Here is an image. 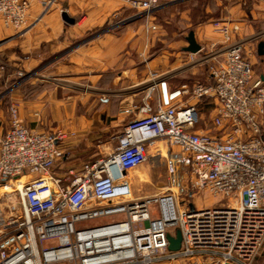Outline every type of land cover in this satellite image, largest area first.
I'll list each match as a JSON object with an SVG mask.
<instances>
[{
	"label": "built area",
	"instance_id": "2783aa9c",
	"mask_svg": "<svg viewBox=\"0 0 264 264\" xmlns=\"http://www.w3.org/2000/svg\"><path fill=\"white\" fill-rule=\"evenodd\" d=\"M122 1L156 28L148 20L159 0ZM29 6L0 0L4 25L25 27ZM215 29L221 46H200L182 66L205 63L207 80L171 87V75L150 71L136 85L138 98L122 108L129 119L114 149L79 169L53 171L75 131L28 128L10 106V126L0 133V182L21 181L14 188L21 214L0 223V264H253L264 243V80L255 77L252 51L233 37L239 25L217 22ZM207 97L214 134L197 128L198 103ZM153 158L166 166V185L135 195L128 174ZM198 191L222 201L181 207L182 196ZM177 230L180 247L170 250Z\"/></svg>",
	"mask_w": 264,
	"mask_h": 264
},
{
	"label": "crops",
	"instance_id": "0c3cea01",
	"mask_svg": "<svg viewBox=\"0 0 264 264\" xmlns=\"http://www.w3.org/2000/svg\"><path fill=\"white\" fill-rule=\"evenodd\" d=\"M48 1L30 0L28 19L25 27L20 30L5 26L0 18V40L8 41L5 46L14 47V52L10 55L14 63L35 67L46 56L54 55L56 69L67 73H87L86 79L108 93V97H115L99 98L100 105L94 102L90 106L85 104L82 106L75 100L66 99L70 97L55 95L54 88L34 84V81L14 88L13 97L18 104L19 116L28 128L41 131L62 128L76 132L75 137L68 138L63 144L65 152L63 161H66L67 155L75 149L74 146L87 143V135L94 128L86 111H89L88 115L95 112L93 113L95 116L96 113H103L106 110L110 117H113L112 122L115 121L121 126L128 121L129 116L122 112L121 103H130L134 99L132 95H135L137 91L132 94L124 90L143 82L150 71L161 72V66L155 69L150 66L151 60L160 63V54L148 59L147 63H143L136 55L142 46L143 52L147 48L150 49L155 35L160 30V25L151 16L148 21L150 24H156V28L147 29V20L141 16L134 17L136 11L122 0H53L44 11ZM177 1L181 0H167L164 2V7ZM228 12L231 13V18H242L245 14L242 1L238 0L236 5L229 7ZM234 12H236L235 15ZM250 13L257 26L237 22L240 24L239 31L234 32L233 37L242 39L241 35L244 34L246 38H249L245 47L246 52L252 51L249 56L250 61L254 57V49L255 53L258 45L263 44V54L258 52L255 54L261 65V71L255 73L258 67H253V71L255 77L264 80V0H254ZM111 18H118L121 21L134 18L132 20H141V24L135 27L132 25L133 21L129 20L130 22L122 23L119 29L106 31L105 28ZM136 32L141 36L136 37ZM193 32L200 46L222 39L221 34L214 32L209 24ZM257 32L260 33L257 34ZM187 45L188 43L180 45L181 52H187L183 50ZM74 75L73 78H79L78 74ZM169 84L172 85L170 81ZM200 103L213 105V100L207 97L198 104ZM2 113L3 111L0 110V133H4L9 128V121L2 116ZM201 115L202 121L203 113ZM81 165L82 163H79L72 167L79 169ZM54 173L60 174L56 171Z\"/></svg>",
	"mask_w": 264,
	"mask_h": 264
},
{
	"label": "rangeland",
	"instance_id": "374dc122",
	"mask_svg": "<svg viewBox=\"0 0 264 264\" xmlns=\"http://www.w3.org/2000/svg\"><path fill=\"white\" fill-rule=\"evenodd\" d=\"M166 1L167 0H159L160 7L152 13L154 20L160 25V30L155 35L157 38L155 37L149 50L147 48L145 49L146 51L143 52L144 48L142 46V49L136 55L139 59L141 58L143 63H147L148 59L160 54V63L151 60L150 66L152 69L161 66V72H167L171 75L169 78L171 84L184 82L192 83L196 80L205 82L206 80L207 69L205 63L198 64L187 70L184 68L182 69L183 63L189 58V52H181L180 45L184 43L187 44L185 36H187L190 30L196 31L202 28L203 25L209 24V27L212 28L214 32L218 33L215 29V23L217 22L255 24L254 17L250 13L254 0H240L245 9V14H243L240 19L231 18V13L228 12L229 7H232L233 4L236 5L238 0H181L164 7V2ZM45 10H47L46 6L44 7V11ZM233 14L235 15L236 12ZM115 21H119L118 18H111L109 22ZM131 21H133L132 25L135 27H139L141 24V20ZM256 22L258 23V21ZM238 25L240 26V24ZM255 26H257V24H255ZM258 33L260 32H257V34ZM135 36L139 37L141 34L136 32ZM241 36L245 43L249 41V38H246L244 34ZM7 42L8 41L0 40V110L3 111L2 116L9 121V126L10 106L16 105L18 108V104L13 97L14 88L25 86V84H29V81H34V84L48 85L56 90L55 95L70 97L66 99L69 101L75 100L82 106L83 104L90 106V104L94 102L100 105L101 102L98 101L99 98H115L108 97V93L100 90L96 84L86 79L87 77L85 76H87V73H67L56 69L54 55L46 56L35 67L29 65L21 66L18 63H14V60L10 57L14 52V47L12 45L5 46ZM212 44H214L213 48H218L222 44V39L203 44V51H209ZM254 51V57H252L251 61L254 68L258 67L255 69V73H258L261 71V65L257 55L255 56L257 51L255 53ZM63 62L65 63V60H63ZM74 74H78L77 76H79V78H73L75 76ZM134 86L124 91L134 93L139 88V86ZM132 96L134 99L138 98L137 95ZM127 103L122 102V108L127 105ZM199 107L203 113V120L199 122L197 127H204L207 132L212 134L217 133L218 131L216 128H213L209 123L210 117L213 114V105L200 103ZM93 110L94 108L92 111ZM107 112L108 111L105 110L103 113H96L94 116L93 113L95 112L88 115L89 111H86L87 117H89L94 124L93 130L87 135V143H78V146H74L75 149L72 150V153L67 155L66 161L62 160L53 171L61 173L67 168L79 163L104 158L114 149L117 136L122 131L124 125L121 126V124H117L115 121L112 122L113 117H110ZM166 177L167 169L160 158L150 159L148 162L131 170L128 174L135 195H146L154 191H159L166 185ZM6 183L10 186L9 189H3L1 187ZM14 188L15 185L12 184L11 181L9 183L0 182V223L8 224L11 220L20 218L21 211L18 194ZM184 200L185 203L183 202ZM181 201V207H186L191 202L195 208H204L219 205L222 198L215 197L207 191H198L182 196ZM253 264H264V243L259 255L253 261Z\"/></svg>",
	"mask_w": 264,
	"mask_h": 264
},
{
	"label": "water",
	"instance_id": "95a60500",
	"mask_svg": "<svg viewBox=\"0 0 264 264\" xmlns=\"http://www.w3.org/2000/svg\"><path fill=\"white\" fill-rule=\"evenodd\" d=\"M186 40L188 45L183 48L184 51L190 52V53H196L200 49V45L197 43L194 32L191 30L189 31L188 35L186 36ZM263 44L260 43L258 45V54H263ZM169 249L170 250H177L180 247V241H181V236L180 232L177 230L175 237L169 236Z\"/></svg>",
	"mask_w": 264,
	"mask_h": 264
},
{
	"label": "bare ground",
	"instance_id": "6f19581e",
	"mask_svg": "<svg viewBox=\"0 0 264 264\" xmlns=\"http://www.w3.org/2000/svg\"><path fill=\"white\" fill-rule=\"evenodd\" d=\"M140 175V174H139ZM26 177V176H25ZM24 178V177H23ZM140 180H142V179H140ZM12 182V184H14L15 186H17V188H20V186H21V181H11ZM9 183V182H8ZM3 189H9L10 188V186L6 183V184H3L2 186H1ZM15 190V189H14ZM154 192H156V191H154Z\"/></svg>",
	"mask_w": 264,
	"mask_h": 264
},
{
	"label": "trees",
	"instance_id": "16d2710c",
	"mask_svg": "<svg viewBox=\"0 0 264 264\" xmlns=\"http://www.w3.org/2000/svg\"><path fill=\"white\" fill-rule=\"evenodd\" d=\"M191 31V30H190ZM181 83H179V84H172V85H170L171 87H176V86H178V85H180Z\"/></svg>",
	"mask_w": 264,
	"mask_h": 264
}]
</instances>
